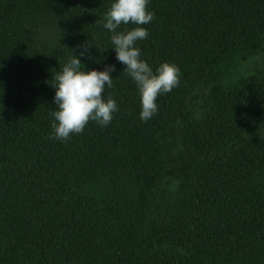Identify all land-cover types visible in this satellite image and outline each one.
<instances>
[{"label": "trees", "instance_id": "16d2710c", "mask_svg": "<svg viewBox=\"0 0 264 264\" xmlns=\"http://www.w3.org/2000/svg\"><path fill=\"white\" fill-rule=\"evenodd\" d=\"M111 3L0 0V264H264V0H150L137 47L181 75L147 122ZM86 44L120 110L60 141L54 77Z\"/></svg>", "mask_w": 264, "mask_h": 264}, {"label": "clouds", "instance_id": "9594fccd", "mask_svg": "<svg viewBox=\"0 0 264 264\" xmlns=\"http://www.w3.org/2000/svg\"><path fill=\"white\" fill-rule=\"evenodd\" d=\"M150 0H112L102 27L111 35L116 61L136 85L140 97V120L147 122L159 111L158 97L170 93L180 83V68L171 62H162L157 68L142 58L137 42L146 40L149 32L145 25L152 23L155 13L149 9ZM134 25L132 28L121 26ZM89 45H82L79 54L72 56L55 75L52 113L53 138L67 141L74 134H82L89 122L107 127L119 112L115 99L106 96L113 85L116 64H106L103 70L91 69L82 63L87 58Z\"/></svg>", "mask_w": 264, "mask_h": 264}]
</instances>
